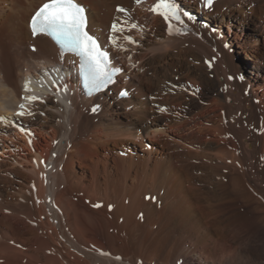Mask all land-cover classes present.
Masks as SVG:
<instances>
[{
	"label": "bare ground",
	"instance_id": "obj_1",
	"mask_svg": "<svg viewBox=\"0 0 264 264\" xmlns=\"http://www.w3.org/2000/svg\"><path fill=\"white\" fill-rule=\"evenodd\" d=\"M46 1L0 0V264H264V0H77L119 70L89 95Z\"/></svg>",
	"mask_w": 264,
	"mask_h": 264
},
{
	"label": "snow or ice",
	"instance_id": "obj_2",
	"mask_svg": "<svg viewBox=\"0 0 264 264\" xmlns=\"http://www.w3.org/2000/svg\"><path fill=\"white\" fill-rule=\"evenodd\" d=\"M208 3L210 4L211 0H208ZM158 9L162 10L161 15L165 20H179L172 0H159L153 11ZM118 11L123 12L124 9L119 8ZM85 26V9L75 0H48L35 12L30 21L31 33L34 37L38 34L48 35L62 47L81 57V74L88 85L95 87L108 76V54L100 50L96 39L89 35ZM112 27L113 31L117 29L115 24ZM25 99L34 101L37 97L28 96ZM20 108L22 111L17 113L18 116L33 115L31 111L27 113L23 111L24 104H21ZM2 120L3 118H0V121Z\"/></svg>",
	"mask_w": 264,
	"mask_h": 264
},
{
	"label": "rangeland",
	"instance_id": "obj_3",
	"mask_svg": "<svg viewBox=\"0 0 264 264\" xmlns=\"http://www.w3.org/2000/svg\"><path fill=\"white\" fill-rule=\"evenodd\" d=\"M193 6H195V4L193 5ZM255 6V2L254 1H251L250 3H249V5H247V9H249V8H251V7H254ZM225 22H227L228 21V18H224L223 19ZM195 21V20H194ZM235 24L238 26V29L236 30V32L238 33V32H240V35H242L243 37H246L248 34L250 35V30H251V28L253 27V25L252 24H249V25H245V23H244V25L243 24H240L238 21H235ZM206 26H208L207 24H206ZM228 28H230V26L228 25V26H224L223 27V29H222V32L220 33V34H217L216 35V37L218 38V39H221L222 41H223V43H224V45H225V47H226V49L227 50H230V51H232V52H234V59H233V66H235V68L238 70V72H236V73H234V74H231V76H230V78L232 77V79L234 80L235 79V77L237 78V79H239L240 81H242V80H245L246 81V78H248V75H247V73L249 72V68L251 67V65H252V62L254 61H252V60H250V59H247L243 54L241 55L240 53H239V50H238V47H237V45L236 46H234L233 47V44L231 45V36H228L227 34H229V32H227L228 31ZM240 28V29H239ZM231 29V28H230ZM145 32H147L146 30L144 31V34H143V37L145 36ZM224 32V35H226L228 38H229V40H227V39H225L224 38V36H222V33ZM214 33H215V31H214ZM232 33V32H231ZM216 34V33H215ZM260 40V41H259ZM254 41V40H253ZM262 41V37H259L258 38V40H257V42H261ZM234 49H233V48ZM206 59V58H205ZM206 62L208 63V64H210V65H212V63L209 61V60H206ZM247 62V63H246ZM254 63H255V61H254ZM125 66V65H124ZM240 71V72H239ZM123 81V80H122ZM123 87V86H122ZM251 85L250 84H248L247 85V89L245 90L246 91V93L251 89ZM253 88H255V87H253ZM120 89V88H119ZM129 89L131 90V87H129ZM120 90H118L117 92L113 89L112 91H110L111 92V94L112 95H116L117 96V99L115 100V98H113V96L112 95H106L108 98H107V102L105 103V106L102 108V109H105V107L107 106V104H110V105H112V106H115L116 104H117V101H121V99L123 98H128V95H126V96H120L119 95V92ZM134 94V93H133ZM132 97H133V95H132ZM131 96H129V98H132ZM133 109V107L130 105L129 107H127V110H132ZM138 129H141V127H138ZM151 141V140H150ZM150 141H147V140H144L143 142L147 145V144H149V143H151ZM137 146H138V150H140V151H133V152H131V153H133V155H138V154H140V155H142V154H144V152L142 151V149L144 148V147H142V145H140V144H137ZM119 149V148H118ZM125 148H122V150H124ZM124 153V151H122L121 152V154H123ZM154 199V201H156V197L154 196V197H151V195H147V199Z\"/></svg>",
	"mask_w": 264,
	"mask_h": 264
}]
</instances>
